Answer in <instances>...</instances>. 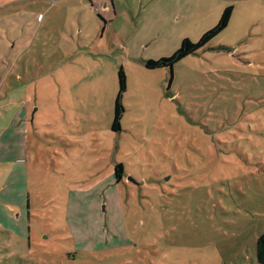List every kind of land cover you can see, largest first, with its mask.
<instances>
[{"label": "rangeland", "instance_id": "374dc122", "mask_svg": "<svg viewBox=\"0 0 264 264\" xmlns=\"http://www.w3.org/2000/svg\"><path fill=\"white\" fill-rule=\"evenodd\" d=\"M97 3L109 11L0 0V194L25 187L30 205L29 244L0 222V264H257L264 0ZM228 6L204 47L145 66L197 42Z\"/></svg>", "mask_w": 264, "mask_h": 264}, {"label": "trees", "instance_id": "16d2710c", "mask_svg": "<svg viewBox=\"0 0 264 264\" xmlns=\"http://www.w3.org/2000/svg\"><path fill=\"white\" fill-rule=\"evenodd\" d=\"M232 14V6L226 7L217 24L206 31L197 42L193 43L188 39L182 40L178 50L168 58L159 59L156 61L150 60L145 63V66L149 69L155 68H172V66L179 60L185 58L188 55L194 54L197 50L204 47L210 40H212L217 34H219L227 26ZM118 81H119V91L114 103L113 120L111 125V130L114 132H119L120 130V120L124 112L121 103V94L125 91V75L122 69L118 71ZM123 167L121 164H116L114 166L115 180L119 183L123 177ZM255 258L257 264H264V233L259 235L256 239L255 244Z\"/></svg>", "mask_w": 264, "mask_h": 264}, {"label": "crops", "instance_id": "0c3cea01", "mask_svg": "<svg viewBox=\"0 0 264 264\" xmlns=\"http://www.w3.org/2000/svg\"><path fill=\"white\" fill-rule=\"evenodd\" d=\"M90 2V1H89ZM104 8V5H103ZM106 12L109 11V7L106 6ZM6 159V154H3L0 156V162L5 163ZM18 160V159H17ZM114 171V168H113ZM114 178H107L106 183H107V190L110 192H113L116 188V184L118 183L115 180V175H112ZM14 177V176H12ZM19 186V185H18ZM96 190H100L99 187H97ZM10 191V189H6L1 192V196L3 197H10L8 200L9 204H13L17 207L16 212L18 214L16 215V218L13 215V211L11 209L7 210L4 208V206L0 205V222L5 225L7 228L10 230L14 231L18 236L21 237H26L27 243H30V229L29 225L24 226V224L21 222L22 218H24L26 221H28L30 215H29V193L26 191V188L24 187L23 192L17 190L13 192H7ZM115 193V192H114ZM12 197V198H11ZM14 197V198H13ZM95 210L97 212V215L100 214V203L95 202Z\"/></svg>", "mask_w": 264, "mask_h": 264}, {"label": "built area", "instance_id": "2783aa9c", "mask_svg": "<svg viewBox=\"0 0 264 264\" xmlns=\"http://www.w3.org/2000/svg\"><path fill=\"white\" fill-rule=\"evenodd\" d=\"M90 1V9L93 12H100L102 9H107L106 7L103 8L101 5L97 3V0H89Z\"/></svg>", "mask_w": 264, "mask_h": 264}, {"label": "water", "instance_id": "95a60500", "mask_svg": "<svg viewBox=\"0 0 264 264\" xmlns=\"http://www.w3.org/2000/svg\"><path fill=\"white\" fill-rule=\"evenodd\" d=\"M106 7V5H104V8Z\"/></svg>", "mask_w": 264, "mask_h": 264}]
</instances>
